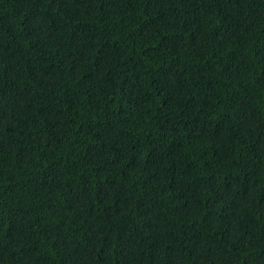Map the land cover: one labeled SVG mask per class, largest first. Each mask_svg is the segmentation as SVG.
I'll list each match as a JSON object with an SVG mask.
<instances>
[{
    "label": "trees",
    "instance_id": "trees-1",
    "mask_svg": "<svg viewBox=\"0 0 264 264\" xmlns=\"http://www.w3.org/2000/svg\"><path fill=\"white\" fill-rule=\"evenodd\" d=\"M0 264H264V0H0Z\"/></svg>",
    "mask_w": 264,
    "mask_h": 264
}]
</instances>
